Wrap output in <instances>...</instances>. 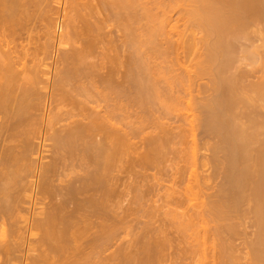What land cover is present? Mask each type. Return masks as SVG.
Wrapping results in <instances>:
<instances>
[{
    "label": "bare ground",
    "instance_id": "1",
    "mask_svg": "<svg viewBox=\"0 0 264 264\" xmlns=\"http://www.w3.org/2000/svg\"><path fill=\"white\" fill-rule=\"evenodd\" d=\"M173 243L264 264V0H0V264Z\"/></svg>",
    "mask_w": 264,
    "mask_h": 264
},
{
    "label": "rangeland",
    "instance_id": "2",
    "mask_svg": "<svg viewBox=\"0 0 264 264\" xmlns=\"http://www.w3.org/2000/svg\"><path fill=\"white\" fill-rule=\"evenodd\" d=\"M56 6H57V5H56ZM183 22H184V21L179 22V24H183ZM180 27H181V28H179V29L181 30V29H182V25H181ZM179 29H176V30H179ZM176 30H175V31H176ZM173 32H174V30H173ZM170 156L173 157L172 154H171ZM170 156H169V157H170ZM169 157H168V159H169ZM169 161H170V159H169ZM169 161H168V162L166 161V164H168V165L165 166V163H164L163 166H165V167H162V168H164L165 171H166V169H168L167 171H169L170 169H173V171H174V168H175L174 163L177 164L178 161L176 160V162H175V159H173L174 162H171V161H170L171 164H169ZM198 162H199V161H198ZM188 163H189V164H188ZM172 164H173V167L171 168L170 165H172ZM185 164H187V165L190 166V160H186V161H181V162H179V166H182V165H185ZM198 164H199V163H198ZM168 166H169V168H168ZM176 167H177V166H176ZM199 169H200V168H199ZM162 170H163V169H162ZM200 170H201V169H200ZM171 171H172V170H171ZM171 171H169V172H171ZM160 172H161V174H162V176H163V171H160ZM169 172H166L165 177L163 176L166 180H167V179H170V178H167V177H166V176H168ZM149 173L152 174V172H149ZM153 173H154V172H153ZM157 174H158L159 176L161 175L160 173H157ZM164 174H165V173H164ZM162 176H161V177H162ZM169 176H170V175H169ZM163 177H162V179H163ZM151 178H152V177H151ZM152 179H153V178H152ZM159 179H161V178L158 177V180H159ZM165 179H163V181H162L163 183H161L162 186H164V184H166V185H167V184L170 185V184H171L170 181H169L168 183H167V181L164 182ZM153 180H154V179H153ZM155 180H156V181H152V180H150V181H151L152 183H154V182H156V183L161 182V180H159V181H157V179H155ZM151 182H150V183H151ZM156 183H155V186L157 187ZM169 183H170V184H169ZM158 185H159V183H158ZM166 185H165V186H166ZM168 185H167V186H168ZM153 186H154V184H153ZM159 186H160V185H159ZM162 186H160V187H161V188H164V187H165V186H164V187H162ZM160 187H157V188H160ZM161 188L158 189V190H160V191H158L157 189H156V191H155V188H154V192H153L154 194H152V196H154V197L151 196V198L153 199V200L151 199L152 201H154L155 199L159 200L160 198H162L161 195L164 197V193H165L166 191L163 190V189H161ZM161 190H162V191H161ZM157 191L159 192V194H157V193H158ZM155 195H156L157 197H156ZM158 195H159L160 197H159ZM158 197H159V198H158ZM160 200H162V199H160ZM148 202H149V201H148ZM159 202L161 203V201H159ZM159 202L156 203V204L158 205ZM125 203H127V202H125ZM125 203H124V204H125ZM148 204H152V202H151V203L149 202ZM160 211H161V210H160ZM139 213L142 214V215H140V214L137 215V213H136V215H133V214H132V215L129 216V217H130V218H133V219L135 218L136 220L139 219V221H142V222H145V220H146V221L148 220V219H147V217H148L147 215H146L147 217H145V216H144V215H145L144 213H141V212H139ZM157 213H158V212H157ZM161 213H162V211H161ZM143 214H144V215H143ZM159 214H160V212H159ZM156 215H157V214H156ZM133 216H134V217H133ZM138 216H139V217H138ZM143 216H144V217H143ZM157 216H159V215H157ZM157 216L155 217V219H157V221H156V223H154V225H155L156 227H157V226L159 227L160 224H161V226L164 224L163 228H165V222H162L163 220H165V218L163 219V218H162L163 216H161V215L159 216V218H158ZM130 218H129V219H130ZM137 218H138V219H137ZM160 218H161V219H160ZM133 219H131V220H133ZM136 220H134L133 223H135ZM143 220H144V221H143ZM158 220L161 222L160 224H159V221H158ZM153 221H154V220H153ZM162 223H163V224H162ZM161 226H160V227H161ZM172 229H174V228H172ZM172 229L169 228L168 230H170V231L172 232ZM170 236H171V235H170ZM172 236H174V235H172ZM172 236H171V237H172ZM186 244H187V243H186ZM186 244L183 243V244H181L180 246H178L179 248H176L175 243H173V245H174L175 247L172 245V246H170V248L166 251V254H167L166 256H167V257H165V258H166V261L164 262V264H181V263H182V264H184V263L186 264V263H188V262H189L188 264H196V263H193L192 261H190V259H191L192 257H194L195 254H194V255H191L192 252L189 251V249H188V247H189L188 245H189V244H187V245H186ZM182 245H183V246L186 245V246L183 247ZM185 247H186V254H182V252L185 250V249H184ZM181 248H182V249H181ZM172 249H174L173 252H175L176 254H174V253L171 251ZM175 249H176V251H175ZM177 249H180V250H177ZM190 249L192 250V248H190ZM181 250H183V251L181 252ZM178 251H180V252H178ZM183 253H184V252H183ZM193 253H194V252H193ZM172 254H174V255H172ZM178 255H180V257H178ZM189 255H191V258H190ZM182 256H183V257H182ZM168 257H169L170 259H169ZM188 257H189V260H188ZM167 258H168V259H167ZM184 258H185V260H184ZM187 260H188V261H187ZM191 260H192V259H191ZM186 261H187V262H186ZM243 261H245V260H243ZM200 264H201V263H200ZM203 264H204V263H203ZM206 264H207V263H206ZM208 264H209V263H208Z\"/></svg>",
    "mask_w": 264,
    "mask_h": 264
}]
</instances>
